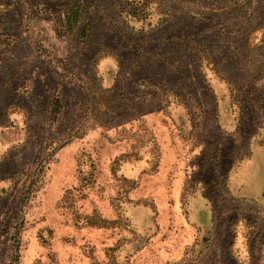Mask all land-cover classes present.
<instances>
[{
    "label": "rangeland",
    "instance_id": "1",
    "mask_svg": "<svg viewBox=\"0 0 264 264\" xmlns=\"http://www.w3.org/2000/svg\"><path fill=\"white\" fill-rule=\"evenodd\" d=\"M259 185L264 0H0V264H264Z\"/></svg>",
    "mask_w": 264,
    "mask_h": 264
},
{
    "label": "trees",
    "instance_id": "2",
    "mask_svg": "<svg viewBox=\"0 0 264 264\" xmlns=\"http://www.w3.org/2000/svg\"><path fill=\"white\" fill-rule=\"evenodd\" d=\"M81 18H82L81 9L79 7L72 8L67 14H65L64 18L61 20V23L63 25L62 27L66 31L69 32L80 22ZM85 27H86V25L83 26V28H85ZM84 30L85 29H83V32H84ZM81 36L84 37L85 32L81 33ZM59 105H60V101H57L56 109L59 107Z\"/></svg>",
    "mask_w": 264,
    "mask_h": 264
},
{
    "label": "crops",
    "instance_id": "3",
    "mask_svg": "<svg viewBox=\"0 0 264 264\" xmlns=\"http://www.w3.org/2000/svg\"><path fill=\"white\" fill-rule=\"evenodd\" d=\"M253 161H254V159H253ZM261 186L259 185L258 186V188H256V186H255V190H257L260 194L258 195V196H256V199L257 200H262V197L260 198V199H258V197L261 195V194H263V191H264V189H261L260 188ZM264 195V194H263ZM262 196V195H261ZM263 198H264V196H263ZM242 249V250H241ZM240 250H241V252H240V254H242L243 255V259L245 260V259H247L248 257H249V255H250V250L248 249V247H245L244 245H243V243H241V246H240ZM246 254H248V256H246ZM263 256H264V251H263ZM248 260V259H247ZM244 262V261H243ZM245 262H246V260H245ZM244 262V263H245Z\"/></svg>",
    "mask_w": 264,
    "mask_h": 264
}]
</instances>
